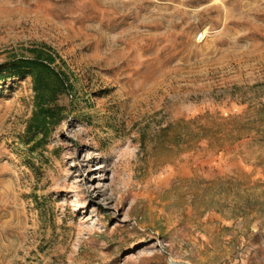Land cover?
Instances as JSON below:
<instances>
[{"label":"rangeland","instance_id":"obj_1","mask_svg":"<svg viewBox=\"0 0 264 264\" xmlns=\"http://www.w3.org/2000/svg\"><path fill=\"white\" fill-rule=\"evenodd\" d=\"M0 264H264V0H0Z\"/></svg>","mask_w":264,"mask_h":264},{"label":"trees","instance_id":"obj_2","mask_svg":"<svg viewBox=\"0 0 264 264\" xmlns=\"http://www.w3.org/2000/svg\"><path fill=\"white\" fill-rule=\"evenodd\" d=\"M4 72L17 73L19 75L32 74L36 81V94L38 100V111L34 115V123L30 126L29 131L32 133H39L45 130L47 135L48 126L57 117V112L45 105V96L43 88L47 87V78H53L56 81L57 88L60 89L64 86L62 76L59 75L51 66L44 63V61L36 59H18L12 61L9 67Z\"/></svg>","mask_w":264,"mask_h":264}]
</instances>
